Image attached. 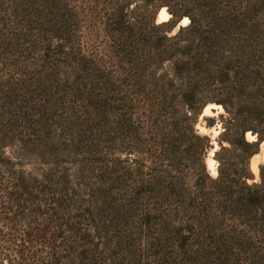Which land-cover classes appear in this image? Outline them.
Returning a JSON list of instances; mask_svg holds the SVG:
<instances>
[{
    "label": "rangeland",
    "instance_id": "1",
    "mask_svg": "<svg viewBox=\"0 0 264 264\" xmlns=\"http://www.w3.org/2000/svg\"><path fill=\"white\" fill-rule=\"evenodd\" d=\"M210 6L264 67V0H0V264H264V233L193 209L133 83L132 46L182 50Z\"/></svg>",
    "mask_w": 264,
    "mask_h": 264
},
{
    "label": "trees",
    "instance_id": "2",
    "mask_svg": "<svg viewBox=\"0 0 264 264\" xmlns=\"http://www.w3.org/2000/svg\"><path fill=\"white\" fill-rule=\"evenodd\" d=\"M213 7L206 10L202 31L195 30L191 21L187 28L191 36L182 50L171 47L158 51L160 46L149 41L132 46L142 57L138 64L143 65L136 69L133 83L138 95L146 96L150 113L162 118L155 133L164 147L160 159L168 161L170 155H176L199 170L193 186L197 193L193 209L198 214L212 210L236 216L244 225L264 233V166L259 185H245L241 180L247 175L249 154L264 140V67L255 63V55L248 50L251 44L239 38L231 22ZM181 32L179 29L162 40H177ZM179 54L184 62L176 59ZM258 57L264 61V57ZM164 60L168 61L166 71L157 72ZM211 101L222 105L227 113L226 119L221 117L224 131L214 139L219 146L214 156L219 162V175L214 180L205 173L204 164L207 150L214 145L194 129L201 107ZM189 110L191 117L187 115ZM249 131L256 137L255 143L244 141ZM163 190L173 196L180 192L170 180Z\"/></svg>",
    "mask_w": 264,
    "mask_h": 264
},
{
    "label": "clouds",
    "instance_id": "3",
    "mask_svg": "<svg viewBox=\"0 0 264 264\" xmlns=\"http://www.w3.org/2000/svg\"><path fill=\"white\" fill-rule=\"evenodd\" d=\"M135 4H130L129 8L134 7ZM170 18L165 17L163 11H157L156 16L153 19L154 25L166 22ZM187 18H182V22H186ZM186 26V23H185ZM187 115L191 117V111L187 112ZM221 117L227 118L222 105L211 101L201 107L199 114L197 115V123L194 128L199 129L200 133L209 136V139L219 136L224 129L222 128ZM203 122L201 125L200 122ZM196 133L194 132V135ZM244 141L252 144L257 141L256 137L251 135L250 131L245 132ZM224 146H228L225 144ZM219 151V146L211 147L206 153L205 161V173L209 175L210 179H216L219 175V162L214 159L215 153ZM264 166V140L259 141L257 150L253 151L248 156L247 163V175L241 177L243 184L245 185H259L261 183L260 169Z\"/></svg>",
    "mask_w": 264,
    "mask_h": 264
}]
</instances>
